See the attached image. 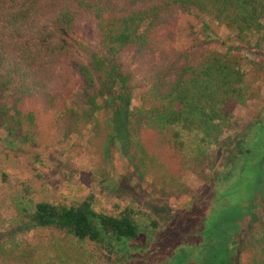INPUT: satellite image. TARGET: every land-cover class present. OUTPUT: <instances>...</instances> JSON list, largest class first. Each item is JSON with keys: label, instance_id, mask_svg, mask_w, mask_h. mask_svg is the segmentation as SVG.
Returning a JSON list of instances; mask_svg holds the SVG:
<instances>
[{"label": "trees", "instance_id": "16d2710c", "mask_svg": "<svg viewBox=\"0 0 264 264\" xmlns=\"http://www.w3.org/2000/svg\"><path fill=\"white\" fill-rule=\"evenodd\" d=\"M181 14L200 20V36L217 46L177 50L172 42ZM83 17L95 29L94 45L77 40V23ZM211 25L228 36L220 38ZM262 42L264 0H11L8 5L0 0V122L17 131L25 104L56 109L57 96L64 98L77 86L89 95V105L103 99L95 110L109 109L107 123L125 126L145 160L163 157L167 149L179 163L181 157L174 155L181 150L182 133L215 143L229 123L231 104L243 105L257 95L264 68L247 59L242 49ZM119 56L130 58L145 83L139 104L130 110L128 95L115 91L127 80L115 59ZM262 130L264 110L253 121L251 136ZM252 149H238L227 171L215 173L211 195L217 185L224 188V181L235 178L241 154ZM196 152L198 161L200 148ZM31 194L30 186L20 184L11 196L21 231L58 232L66 240L91 242L108 256L120 254L130 260L140 251L147 254L161 230L149 214L129 206L113 214L96 211L92 195L64 205L33 201ZM254 202L249 198L239 206L238 219L215 225L211 234L223 232L227 238H203V224L199 241L176 249L167 264H237L240 253L246 255V264H264V227L247 239L242 233L249 217L261 209ZM235 235L230 253L227 243ZM66 254L79 258L78 250ZM28 255V250L14 245L0 251V264H42Z\"/></svg>", "mask_w": 264, "mask_h": 264}, {"label": "rangeland", "instance_id": "374dc122", "mask_svg": "<svg viewBox=\"0 0 264 264\" xmlns=\"http://www.w3.org/2000/svg\"><path fill=\"white\" fill-rule=\"evenodd\" d=\"M2 3L8 5L11 0ZM200 26V20L181 14L172 45L177 50L216 47V42L200 36ZM211 28L220 38L228 36L225 30L214 25ZM76 37L83 45H94L95 29L87 17L78 21ZM263 51L264 42L242 49L247 59L264 68ZM115 59L120 72L127 77L124 88L117 86L115 91L128 95L130 110L139 104L145 83L129 57ZM257 85L259 90L254 98L243 105L231 104L229 123L215 143H204L193 133H182L181 150L174 155L181 157L179 163L167 149L162 152L163 157L158 154L152 161L145 160L138 151L136 138L125 126L107 123L110 110H95L102 106L103 99L97 98L94 105H89V95L77 86L66 97L57 96L56 109L25 104L17 131L0 122V251L18 245L28 250V259L42 264H167L176 249L199 241L198 231L203 224V238H227L223 232L214 236L211 232L216 231L214 227L220 220L238 219L239 206L249 198H254V204L261 209L249 217L242 230L243 239L257 236L264 227V130L256 137L251 133L253 121L264 110V80ZM5 98L9 99L7 93ZM198 148L201 152L197 161ZM241 148L253 149L250 154H241L235 178L220 182L225 189L219 183L211 195L208 189L214 184L215 173L226 172ZM20 184L32 188L33 201L71 205L92 195L93 208L106 214L129 206L149 214L161 230L147 254L140 251L130 260L120 254L108 256L91 242L66 240L58 232H23L11 200L13 190ZM139 220L143 222L140 215ZM234 237L227 243L230 253L234 252L232 241L237 236ZM223 248L221 245L219 252ZM68 250H78L79 258L66 254ZM237 264H246L244 253L239 254Z\"/></svg>", "mask_w": 264, "mask_h": 264}]
</instances>
